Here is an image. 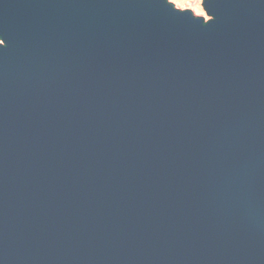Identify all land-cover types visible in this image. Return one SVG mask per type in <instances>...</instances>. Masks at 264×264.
<instances>
[{"label": "water", "instance_id": "95a60500", "mask_svg": "<svg viewBox=\"0 0 264 264\" xmlns=\"http://www.w3.org/2000/svg\"><path fill=\"white\" fill-rule=\"evenodd\" d=\"M0 0V264H264V0Z\"/></svg>", "mask_w": 264, "mask_h": 264}, {"label": "rangeland", "instance_id": "374dc122", "mask_svg": "<svg viewBox=\"0 0 264 264\" xmlns=\"http://www.w3.org/2000/svg\"><path fill=\"white\" fill-rule=\"evenodd\" d=\"M168 1L172 3L177 9L190 10L196 16H199L198 13L202 12L206 17V19H208L202 7V0H168Z\"/></svg>", "mask_w": 264, "mask_h": 264}, {"label": "bare ground", "instance_id": "6f19581e", "mask_svg": "<svg viewBox=\"0 0 264 264\" xmlns=\"http://www.w3.org/2000/svg\"><path fill=\"white\" fill-rule=\"evenodd\" d=\"M198 14H199V16H202V17H204L206 19V17L204 16V14L202 12H200Z\"/></svg>", "mask_w": 264, "mask_h": 264}]
</instances>
